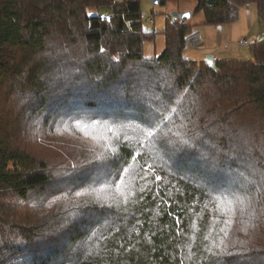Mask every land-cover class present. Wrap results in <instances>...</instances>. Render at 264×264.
<instances>
[{
	"label": "trees",
	"instance_id": "1",
	"mask_svg": "<svg viewBox=\"0 0 264 264\" xmlns=\"http://www.w3.org/2000/svg\"><path fill=\"white\" fill-rule=\"evenodd\" d=\"M141 2L0 0V264H264V41L147 58Z\"/></svg>",
	"mask_w": 264,
	"mask_h": 264
},
{
	"label": "rangeland",
	"instance_id": "2",
	"mask_svg": "<svg viewBox=\"0 0 264 264\" xmlns=\"http://www.w3.org/2000/svg\"><path fill=\"white\" fill-rule=\"evenodd\" d=\"M117 3L123 0H115ZM142 22L144 30L153 33L155 39L144 43V55L155 58L165 50L166 40L164 30L170 19L174 16H182L190 13L192 17L185 20V23L192 28V35L201 33L209 43L216 41L218 26L205 24L204 15L196 13V0H169L166 5H155L152 0H142ZM98 11L89 9V14L94 15ZM152 20V21H151ZM232 32L228 34L230 43L235 40H246L251 43L264 41V17H260L255 4L246 3L238 8L237 18L233 23L225 24ZM233 26L237 28L233 29ZM225 44L221 45L224 46ZM200 50V49H199ZM191 47L190 43L184 49V56L187 59L200 61L203 53ZM210 55L216 54V50L207 52ZM252 49L235 46L233 52L221 54L222 59L253 60Z\"/></svg>",
	"mask_w": 264,
	"mask_h": 264
},
{
	"label": "crops",
	"instance_id": "3",
	"mask_svg": "<svg viewBox=\"0 0 264 264\" xmlns=\"http://www.w3.org/2000/svg\"><path fill=\"white\" fill-rule=\"evenodd\" d=\"M233 27H234L233 29L237 28V26H233ZM217 29H218L216 31L217 37H216V41L215 42H211L210 41V43H209L207 40H205V38L201 35V33L193 34V35H197L198 34L203 39V45L199 48L201 51L199 49H197L201 53H203V58L200 61H198V62H202V61L205 62V60H206V58L208 56H213V57L217 58V60L222 59L221 58V54L230 53V52H227L225 50V47L228 46V45L236 44L239 41V40L238 41L235 40V41H233V43H230L228 34L230 32L233 33L234 30L231 31V29H228L226 27V25H220V26H218ZM193 35L191 34V36H193ZM223 44H225V45L222 46V48H221V45H223ZM235 46H237V45H234V47ZM234 47H233V50H234ZM211 50L212 51L216 50V54L210 55L209 53H207V52H210ZM233 50H232V52H233ZM147 58H150V57L147 56Z\"/></svg>",
	"mask_w": 264,
	"mask_h": 264
},
{
	"label": "built area",
	"instance_id": "4",
	"mask_svg": "<svg viewBox=\"0 0 264 264\" xmlns=\"http://www.w3.org/2000/svg\"><path fill=\"white\" fill-rule=\"evenodd\" d=\"M104 18H106V15L104 16ZM152 21V20H151ZM189 43L191 45L192 48L194 49H199L202 45H203V39L200 35H193L190 37L189 39ZM256 42H249V41H246V40H239L236 44H233V45H228L225 47V50L227 52H232L233 50V47L234 45H237L239 47H246V48H252V46L255 44ZM217 61V58L214 57V62L216 63Z\"/></svg>",
	"mask_w": 264,
	"mask_h": 264
},
{
	"label": "water",
	"instance_id": "5",
	"mask_svg": "<svg viewBox=\"0 0 264 264\" xmlns=\"http://www.w3.org/2000/svg\"><path fill=\"white\" fill-rule=\"evenodd\" d=\"M155 5H160L159 1H152ZM192 17V14L187 13L182 16H174L173 20H177L178 18L182 21L189 20ZM205 62L214 70H217L216 63L214 62V57L213 56H208L205 60Z\"/></svg>",
	"mask_w": 264,
	"mask_h": 264
},
{
	"label": "snow or ice",
	"instance_id": "6",
	"mask_svg": "<svg viewBox=\"0 0 264 264\" xmlns=\"http://www.w3.org/2000/svg\"><path fill=\"white\" fill-rule=\"evenodd\" d=\"M146 123H149V124H151L152 122L149 120V121H146ZM148 136H151L152 135V132L151 131H149L148 133ZM181 143H183V144H186V145H188L189 147H191L192 145L190 144V142L189 141H187V140H185V141H182Z\"/></svg>",
	"mask_w": 264,
	"mask_h": 264
}]
</instances>
